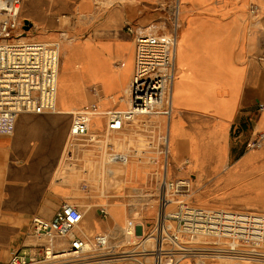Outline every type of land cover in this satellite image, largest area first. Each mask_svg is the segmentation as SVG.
<instances>
[{"label": "built area", "instance_id": "2783aa9c", "mask_svg": "<svg viewBox=\"0 0 264 264\" xmlns=\"http://www.w3.org/2000/svg\"><path fill=\"white\" fill-rule=\"evenodd\" d=\"M22 2L0 0L2 135L14 133L17 115L21 112L60 110L57 106L60 43L28 35L20 13ZM179 34L177 18L162 25L148 24L137 33L127 107L105 111L107 119L101 130L91 127L92 113L97 111L95 104L70 111L71 124L59 161L72 165L82 150L83 153L95 151L107 161L124 162L136 149L138 131L157 132L159 151L153 158L160 168L156 215L150 225L156 232V245L147 250L132 248L124 254L152 252L157 255L158 250L161 254L171 250H201L193 242L195 236L201 235L214 243L220 239L228 243L218 250L264 258V211L193 203L190 195L196 183L194 174L168 175L173 89L179 73ZM263 107L264 103H260L257 111ZM120 131L128 132L123 148L113 137ZM263 144L264 125L247 141L249 148ZM87 186L84 184L83 188ZM98 209L108 214L104 206ZM83 217L81 206L70 201H64L51 217L33 215L31 227L36 242L11 249L5 264H108L106 259L111 257L109 251L114 247L110 236L101 231L93 236L86 235L79 226ZM169 220L176 222L175 230L167 224ZM139 226L142 223L130 219L123 227V235H137ZM167 239L173 246H166ZM98 248L111 249L104 255H97Z\"/></svg>", "mask_w": 264, "mask_h": 264}, {"label": "crops", "instance_id": "0c3cea01", "mask_svg": "<svg viewBox=\"0 0 264 264\" xmlns=\"http://www.w3.org/2000/svg\"><path fill=\"white\" fill-rule=\"evenodd\" d=\"M32 2L45 9L47 20L40 21L27 11L21 14L25 18L28 35L48 41L79 39L91 52L101 54L108 63L113 74L114 88L106 91L101 83L94 97L100 99L104 110L119 109L124 103L122 100L116 102L111 97L115 94L118 97L125 96V89L133 72L127 79L124 66L132 49H135L137 33L146 29L148 24L162 25L170 22L158 8L162 0H23L24 4ZM228 21L230 22L228 30L217 31L211 36V43L203 41L195 50L209 51L212 47L220 53L229 55L227 61L221 63L213 61L207 64L197 61L194 74L187 79L188 92L183 94L177 111L179 129L176 137L183 150L180 158L183 160L187 158L185 165L180 166V171L183 169L187 171L188 165L198 166L202 161L209 164L212 162V149L221 141L226 145V156L220 163L223 166L211 176L215 185L203 197L219 204L230 200L224 197L225 195L234 196L235 192L253 190L264 183V159L256 161L246 158L247 152L240 153V150L247 146V141L254 136L255 130L264 125V107L257 111L259 104L264 103V97L255 87L251 74L253 68L259 69L260 72L264 70V38L257 40L252 37L253 23L244 8L233 13ZM203 69L213 71L208 73L210 77L207 80L198 72ZM200 78L201 81L194 85L193 83ZM97 82L102 81L100 79ZM38 115L41 118L39 119L41 126L33 125L25 137L15 140L14 144H9L7 148L12 156H18L22 151L31 153L29 152L31 147L29 149L28 145L31 144L35 132L45 135L52 129H58L59 139L49 161L41 165L38 162L37 176L34 179L17 180L9 177L2 186L10 192L18 188L25 189L27 205L30 207L26 212L27 217L35 214L51 217L56 209L67 201L66 199L73 196L72 192L75 190L74 182L65 183L62 177L52 176L54 166L58 170L61 165L59 157L63 148L60 152V147L72 114L70 110L68 112L57 110ZM106 119L104 112L101 116L103 127ZM103 127L96 129L101 130ZM42 140L46 143L44 136ZM173 147L176 148V144H173ZM17 164L21 168L26 165L24 161ZM193 170L194 168L189 167V174H194L197 179V173ZM250 195L264 199V191L261 193L253 191ZM41 207L51 209L53 211L51 216L48 210L34 214V211ZM154 207L152 205L150 210L147 208L151 219L156 215ZM96 217L105 219L98 212ZM1 224L0 217V226ZM8 257V251L0 255L4 261Z\"/></svg>", "mask_w": 264, "mask_h": 264}, {"label": "bare ground", "instance_id": "6f19581e", "mask_svg": "<svg viewBox=\"0 0 264 264\" xmlns=\"http://www.w3.org/2000/svg\"><path fill=\"white\" fill-rule=\"evenodd\" d=\"M162 0L158 8L163 15H168V12L164 9ZM262 6L260 14L257 17V21L253 23L251 29V35L254 39L262 40L264 38V0H258ZM188 0H176L175 11L171 14V19H178L179 22V46L178 57L180 58V69L175 79L173 89V110L171 115V130L173 134H170V153L168 163V175L175 177L181 173H189V167L194 168V172L197 173V183L194 190L190 195V200L193 203L199 205H207L212 207H234L245 208L264 211V199L254 197L253 191L261 193L264 191V183L260 186H256L253 190H244L242 192H235L234 196L225 195L224 197L230 198L229 201L223 203H216L211 199H203L204 195H207L214 187L215 181L211 177L213 173L222 168V160L226 156V145L221 141L217 147H214L211 151V161L209 164L204 161L200 165H188V170L183 169L180 171V166H184L186 159H181L182 145L178 143L176 132L179 129V123L177 120V111L180 106V100L183 98V94L188 92L187 79L194 74L195 63L205 62L211 63L226 62L227 55L220 53L214 48H209V51L194 50V45L201 43L197 39V33L203 35L213 36L219 29L217 24L202 25L197 23L191 16L183 17L181 13L186 9ZM163 9V10H162ZM25 11L31 13L36 19L40 21L47 20V12L39 4L32 2L30 4H21L20 13ZM176 15V16H175ZM169 16V15H168ZM23 20L25 18L22 17ZM61 49V61L59 69V81H58V93H57V106L61 112H68L75 109H82L91 107L92 104L97 106V111L92 113L91 127L102 128L103 122L101 116L105 111H111L112 109L104 110L102 108L103 103L99 98H94L98 92V88L101 83L104 85L106 91H111L114 88V79L111 68L108 63L101 57L99 53L91 52L90 48H87L79 39L68 40L63 39L59 41ZM258 52H263L258 50ZM134 53L133 48L128 61L125 63L124 70L129 79L134 69ZM264 58V55H263ZM252 78L255 82V87L260 91L264 97V70L260 72L259 69L251 71ZM101 79L102 82H97ZM131 81V80H129ZM129 83V82H128ZM130 85V83H129ZM129 85L125 89V96L118 97V95H112V100L118 102L124 101L119 109L125 108L128 105V89ZM50 112V111H45ZM44 112V113H45ZM39 114V113H38ZM39 115H28L27 112H21L17 115L16 128L11 135H0V217L1 226L0 233H4L3 237H0V255L4 251L9 250V246L4 242L8 240L10 236H13L23 226L29 223V218L26 212L30 210L27 202V195L25 189L18 188L15 191H8L2 186L5 179L14 177V179H34L37 176V164L50 157L54 147L59 139V130L52 129L45 135H41L40 132H35L30 141L31 153L22 151L18 156H12L9 154L8 145H13L15 140H21L28 133V129L33 125L40 127ZM143 133L142 131H138ZM46 138V143L42 140V137ZM151 143V142H149ZM176 144V148L173 147ZM10 145V146H11ZM150 146V148H149ZM142 149H134L130 154L127 161H107L99 160L93 155L84 152L81 157V165L73 167L72 170L66 172V177L62 178L65 183H75V189L79 191L76 195L69 198L72 203L79 202L84 211V217L79 223L80 228L88 236H93L96 231L104 232L106 230H115L126 226V218L132 205H137L139 202H131L129 199L139 198L138 195H153V184L155 182L156 175L158 174L157 163L154 161V156L158 154L159 146L156 144H149ZM246 158L252 160L264 159V144L258 148H252L245 155ZM24 161L26 163L22 168L17 164ZM63 167L60 165L57 171H62ZM89 173L99 180L98 190L92 192L88 190L87 193L82 192L83 188L77 184L78 177L81 173ZM195 173V174H196ZM61 177V176H59ZM130 199V200H131ZM156 205V204H155ZM154 205V206H155ZM33 206V204L31 205ZM104 206L108 211L105 219H97L96 214L99 207ZM2 215V216H1ZM174 221L169 220L167 224L173 227ZM109 235L108 232H105ZM137 236L143 237L144 234L141 229L138 228ZM7 237V238H5ZM127 239H132V236H127ZM204 240L212 241L211 238L206 236H195L193 242L195 246H199L201 250H181V251H168L169 253L161 254L158 250L157 255L152 252H145L144 255H126L120 254L118 257L108 258L105 263H110L112 260H125L128 261L125 264H195L193 260L186 259V256L196 258L199 264H254V260L264 261V258L252 257L244 255L238 252H226L218 250L222 249L224 245H204L200 242ZM219 242H225V240H217ZM35 239L32 240L33 243ZM153 249L144 247V250ZM205 249V250H203ZM128 251V250H124ZM198 257V258H197ZM154 258V260H153ZM210 258L211 260H208ZM230 258L234 261L229 260ZM133 261V262H130ZM79 264H91L89 262H82ZM97 264V263H96Z\"/></svg>", "mask_w": 264, "mask_h": 264}, {"label": "rangeland", "instance_id": "374dc122", "mask_svg": "<svg viewBox=\"0 0 264 264\" xmlns=\"http://www.w3.org/2000/svg\"><path fill=\"white\" fill-rule=\"evenodd\" d=\"M163 5H165L164 9L168 12V15H169V16L165 15V17L166 16L170 17L171 14H173L175 11L176 0L163 1ZM243 8L245 9L246 13L251 18L252 23L257 21V17L260 14V11L262 9V6L258 0H188V3L186 5V9L184 10L183 13L180 14V16H183L184 18L191 16L197 23L202 24V25L209 26V25L217 24L219 27L218 31H221L222 29H226V30L229 29V27H227L230 24L228 19H230L231 15L233 13H237L239 10H241ZM162 12H164V11H162ZM197 39H198V41H201V43L195 44L194 50H196L197 46L202 44L203 41H205L207 43L208 42L211 43L212 38H211L210 34L205 36L202 33L198 32L197 33ZM231 58H232V54L230 55V60H231ZM263 66H264V62H263ZM198 72L201 75L203 74L204 79L207 80L210 77V75L208 73H211L213 71L203 69V70H198ZM200 81H201V78L199 81L194 82L193 84L196 85ZM193 96H195V95H193ZM28 114L38 115V113H33V112H28ZM70 124H71V119H70V123L68 125V128L65 132V136L67 134V131L69 129ZM137 126H139V125H137ZM0 135H2V134H0ZM127 135H128L127 131H120V132L115 133L113 135V137L115 140L118 141V143L123 148L125 146L124 138ZM65 136H64V140H65ZM64 140L61 144L60 152L63 148ZM149 142H152L153 144L157 143V145H158L159 142H158L157 132H150L149 133V132L143 131V133L137 134V140L135 141L134 146H135V148L142 149L146 145L149 146V144H152ZM251 149L252 148L245 146L242 150H240V153H242V154L246 153V152L250 151ZM88 154L93 155L95 158H97L99 160H102V161L105 160L103 157L99 156V154L95 151L88 152ZM82 155H84L82 150H79V154L77 155V159L74 161V163L72 165H69L66 163L61 164V166L63 167L61 169L62 171H57L56 167L54 166L55 164H53V166H54L53 171L54 172L52 173V176H55L56 178L59 176L66 177L67 171L72 170L73 167L77 166V163H79L78 165H81ZM47 161H49V158L39 162V164L41 165L42 163H45ZM159 168L160 167L157 164V170H159ZM154 179H155V182H154L153 187H152L153 188V195H151V196H149V195H138V196H140L139 198H135V199L130 198L131 200L129 199V201H131V202L137 201L139 203L137 205H132V204L129 205L131 207V209L128 212V216H127L126 221H125L126 225L130 219H134L135 223H142V226H139V229H141L142 232H144V236L140 237L137 235H132V239L129 240L123 235V228L122 227L119 229V231H115V230L104 231V232L109 233L111 245L114 246L112 251H109L112 253V255H110L111 256L110 258L118 257V255L125 253L124 250H130L132 248H135L137 250H142V249H144V247H147V248L155 247V245H156L155 244L156 232L152 231V227L150 226L153 223L155 218L151 219L148 215L149 212L147 211V208H149V210H150L152 205L156 204L158 174L156 175V178H154ZM77 184L82 188H83L84 184L88 185L86 188H83L82 192H84V193H87L88 190H92V192H95L98 190L99 180H97L93 175L84 172V173H81V175L78 177ZM72 193L74 196L77 193H79V191L77 189H75ZM66 200L70 201L69 198ZM75 203H77V202H75ZM77 204H79V202ZM209 207H212V206H209ZM42 210H48V213L50 216L53 212L49 208L46 209L44 207H41L39 210H35L34 214L39 212V211H42ZM97 212L99 213L100 216H104V217L106 216L104 213L101 212V209H98ZM32 216L28 217L29 223L27 225H23L17 231V233H15L13 236H10L8 238V240L4 242L5 245L9 246V250H8L9 254H10L11 249L22 246L24 244H28V243L32 242L33 239H35V237L32 233V227H31L32 226V224H31ZM171 228L173 230H175L176 222L174 223L173 227H171ZM3 234L4 233H0V237H3ZM5 238H7V237H5ZM134 241H136V243H134ZM200 243L204 244V245H224V246L228 245V243H226V242L217 241L214 243L212 241L210 242L209 240H204ZM166 246L171 247V246H173V244L171 243L170 240L167 239ZM110 249L111 248H98L96 250V254L97 255H104V254L108 253L107 251ZM101 257H103V256H99L98 258H101ZM185 258L193 260V262L195 264H199L196 261V260H198L196 258L192 259V257H190V256H186ZM153 260H154V258H153ZM208 260H211V259L208 258ZM229 260L234 261V259H232V258H230ZM127 262L128 261H125V260H118V261L112 260L110 263L108 262V264H125ZM130 262H133V261H130ZM253 262H254V264H264V261H260V260H254ZM0 264H5V261L2 258H0ZM94 264H96V263H94ZM97 264H99V263H97Z\"/></svg>", "mask_w": 264, "mask_h": 264}]
</instances>
